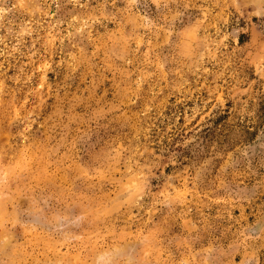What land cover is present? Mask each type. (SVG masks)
Segmentation results:
<instances>
[{
	"label": "rangeland",
	"instance_id": "374dc122",
	"mask_svg": "<svg viewBox=\"0 0 264 264\" xmlns=\"http://www.w3.org/2000/svg\"><path fill=\"white\" fill-rule=\"evenodd\" d=\"M0 264H264V0H0Z\"/></svg>",
	"mask_w": 264,
	"mask_h": 264
}]
</instances>
